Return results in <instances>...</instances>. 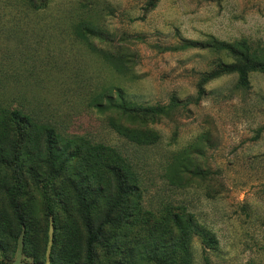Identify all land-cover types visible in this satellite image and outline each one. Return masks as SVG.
<instances>
[{
    "label": "rangeland",
    "instance_id": "rangeland-1",
    "mask_svg": "<svg viewBox=\"0 0 264 264\" xmlns=\"http://www.w3.org/2000/svg\"><path fill=\"white\" fill-rule=\"evenodd\" d=\"M149 1L0 0V112L20 109L63 136L114 147L133 166L135 216L106 230L93 264H264V73H249L244 89L236 88L237 75H222L197 100L200 76L233 57L172 50L210 37L240 42L263 59L264 0H159L147 11ZM118 91L142 107L177 99V109L151 123L130 124L113 111L118 123L154 131V144L119 137L110 114L92 106ZM26 133L33 136L31 128ZM64 147L63 158L72 151ZM85 171L80 157L68 161L74 178ZM4 177L14 184L7 168ZM29 182L22 199L35 225L27 243L19 236L0 249V264H36L33 247L39 262L54 264L67 230L81 228L80 199L62 193L61 177L48 201L44 183Z\"/></svg>",
    "mask_w": 264,
    "mask_h": 264
},
{
    "label": "trees",
    "instance_id": "trees-1",
    "mask_svg": "<svg viewBox=\"0 0 264 264\" xmlns=\"http://www.w3.org/2000/svg\"><path fill=\"white\" fill-rule=\"evenodd\" d=\"M159 0H150L147 11L153 10ZM201 49L211 52H227L233 57V63L216 66L215 71L203 73L196 85L197 100L204 94L203 85L222 75L235 74L238 77L236 88L247 86V75L253 71L264 73V58H258L247 45L240 42L234 44L219 43L212 38L205 42H185L172 50ZM116 96V97H115ZM92 106L101 113L110 114L108 126L119 137L137 146L154 144L158 135L154 131H139L126 124L118 123L112 116L113 111H119L124 121L133 124L138 121L151 123L158 117H167L180 104L175 97L162 107H142L127 101L118 91L108 95L104 102L93 99ZM33 131V136L27 135V129ZM71 150L65 156L64 146ZM42 146L46 154H40ZM0 170L7 168L11 172L13 185H8L6 178L0 179V249L5 251L8 241L17 240L22 236L27 243L28 236L35 225V219L30 207L23 197L28 194L32 185L43 182V194L49 199V188L57 178L61 177L62 193H75L80 199L79 218L81 228L71 225L67 230L63 248L58 253L54 264H79L76 257H82L83 263L93 264L97 246L106 244L103 240L106 230L122 229L123 224L134 215L132 199L140 192V181L128 159L116 148L102 143H93L86 137L63 136L51 124L45 123L20 109L2 110L0 112ZM39 154L41 155L39 157ZM80 157L86 165V171L73 177L67 173V163L72 157ZM28 175L29 179H26ZM65 210L60 203L57 209ZM131 209V210H130ZM50 213L52 209L48 207ZM140 214V211H138ZM138 217V216H137ZM176 218V217H175ZM136 220V219H135ZM140 223V220L137 219ZM177 222V221H176ZM138 223V224H139ZM180 225V224H178ZM182 228V227H180ZM83 229V235L80 234ZM210 244H216L214 235L204 231ZM12 242V241H11ZM36 247L30 251V257L38 261ZM62 256V258H61Z\"/></svg>",
    "mask_w": 264,
    "mask_h": 264
}]
</instances>
